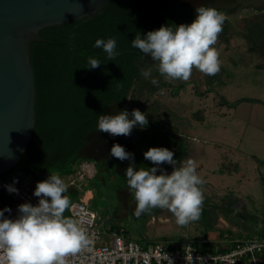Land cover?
Listing matches in <instances>:
<instances>
[{"label": "clouds", "instance_id": "clouds-1", "mask_svg": "<svg viewBox=\"0 0 264 264\" xmlns=\"http://www.w3.org/2000/svg\"><path fill=\"white\" fill-rule=\"evenodd\" d=\"M226 20L224 12L215 7L199 6L190 24L162 25L159 29L143 35L137 34L131 46L150 59L157 73L169 81L190 79L193 69L213 76L220 70L219 51L214 45L223 31ZM94 48L102 49L108 60L119 52L115 37L96 39ZM88 69L100 67L102 61L89 57ZM145 79L155 86L153 68L141 69ZM149 121L139 109L120 110L116 114L99 115L97 130L110 136L128 137L132 130L143 131ZM110 156L119 161H129L124 175L127 186L134 196V215L139 217L152 209H168L179 226L199 219L203 193L202 179L197 173L196 161L174 159V152L164 147L149 148L143 153L153 167H137L131 163L134 155L119 144H113ZM161 165L172 166L171 173ZM14 180L4 185L9 194H19ZM68 185L60 174H49L36 183L32 195L38 198L33 205L26 202L17 206L14 218L12 209H0V264H67L66 257L84 248L88 239L80 223L65 216L70 207L66 194ZM9 214L6 216L5 214ZM167 264H172L167 257Z\"/></svg>", "mask_w": 264, "mask_h": 264}, {"label": "trees", "instance_id": "trees-1", "mask_svg": "<svg viewBox=\"0 0 264 264\" xmlns=\"http://www.w3.org/2000/svg\"><path fill=\"white\" fill-rule=\"evenodd\" d=\"M164 16L157 0H107L90 18L40 31L42 41L30 47L34 131L24 154L7 174L30 175L39 182L46 179L40 177L46 172L65 179L75 173L86 159L80 153L89 138L99 133L98 116L107 115L112 106L126 107L128 99L134 98L144 54L131 41L138 33L172 25ZM109 37L117 40L119 55L113 60L93 47L96 39ZM89 57L100 59V67L88 69ZM5 198L0 188V199ZM119 229L108 225V232Z\"/></svg>", "mask_w": 264, "mask_h": 264}, {"label": "crops", "instance_id": "crops-1", "mask_svg": "<svg viewBox=\"0 0 264 264\" xmlns=\"http://www.w3.org/2000/svg\"><path fill=\"white\" fill-rule=\"evenodd\" d=\"M238 61L243 68L232 70V77L192 72L188 86L196 83L202 89L198 97L207 101L201 109L165 104L156 91L151 102L144 93L145 99L128 111L145 113L147 127L164 136H148L145 131L134 138L133 129L122 140L135 141L137 147L141 143L168 147L174 159L196 161L203 181L202 209L214 219L212 237L218 252L237 240L259 237L264 225V57ZM238 61H233L237 67ZM161 167L172 171V166Z\"/></svg>", "mask_w": 264, "mask_h": 264}, {"label": "rangeland", "instance_id": "rangeland-1", "mask_svg": "<svg viewBox=\"0 0 264 264\" xmlns=\"http://www.w3.org/2000/svg\"><path fill=\"white\" fill-rule=\"evenodd\" d=\"M224 13L226 20L223 25V31L219 34L217 43L214 45L220 53L219 59L221 62L220 70L217 74L219 76L232 77V70L243 68L242 66L241 68L239 67V58L264 57V11H255L248 7L236 9L231 13ZM233 61H238V67ZM223 62L226 63V66L222 64ZM146 67L153 68V78L158 80V85L154 86L150 79H145L142 76L141 69ZM197 71L199 72V70L193 69V72ZM188 85V81H169L161 77L150 59L147 57L143 59L142 57L139 63V78L133 92V100L128 99L126 107H110L108 114L114 115L120 110H129V107L137 108L140 101L145 99L144 93L146 94V99L152 102L155 91L163 96L165 104L186 107L188 110L201 109L207 103V101L200 99L197 95L202 92L201 87L196 85V83H192L190 87ZM144 90H147V93ZM179 93L181 95L176 96ZM154 130L152 127H146L143 131L135 128L133 137L144 135L145 131L148 136L153 134L164 136V134H159L158 130H155L156 132ZM107 135L109 134L103 132L93 134L89 138L85 150L80 153L81 157L86 158L84 159L85 161L93 164L96 174L93 178L86 179L81 184L77 181L74 186H68L66 194L69 196L70 204L78 201L86 203L96 214L97 223L104 232H108V225L118 226L125 230L126 239L138 244L145 245L150 243L167 245L171 248H183L186 243L201 244L206 240L208 243L206 242L205 246L208 247L210 252L214 253L216 250L212 237L215 231L214 219L204 209L201 210L199 219L193 221L198 223L199 227L192 222L184 226L177 225L173 213L168 209L156 208L139 217L134 215L136 203L127 186L123 171L126 170L127 165H130V162L127 160L122 162L116 158L115 162L114 157L108 160L110 157L109 153L113 144H119L126 148L127 152L134 155L131 163H134L137 167L149 168L154 165L144 159L143 153L147 151L150 145L141 143L137 147L135 141L124 144L122 142L123 138L128 139L131 134L128 137ZM166 135L172 134L168 132ZM108 143L110 144L109 146ZM153 147L154 145H152ZM78 170L79 166L76 167L74 174ZM49 174H54V172H46L40 177L47 178ZM65 180L68 183L67 179ZM37 182L36 179L32 181V193ZM78 185L84 192L83 190H78ZM86 191L91 193L89 200L83 199ZM67 215L68 209L65 211V216L67 217ZM164 218H167L169 222H163Z\"/></svg>", "mask_w": 264, "mask_h": 264}, {"label": "water", "instance_id": "water-1", "mask_svg": "<svg viewBox=\"0 0 264 264\" xmlns=\"http://www.w3.org/2000/svg\"><path fill=\"white\" fill-rule=\"evenodd\" d=\"M107 0H0V176L24 154L35 126L30 47L40 31L90 18Z\"/></svg>", "mask_w": 264, "mask_h": 264}, {"label": "built area", "instance_id": "built-area-1", "mask_svg": "<svg viewBox=\"0 0 264 264\" xmlns=\"http://www.w3.org/2000/svg\"><path fill=\"white\" fill-rule=\"evenodd\" d=\"M93 164L83 161L79 164L76 174L67 177V185L74 186L77 181L81 184L86 179L95 176ZM18 180L15 187L19 194H9L4 185ZM34 178L23 174H5L0 176V188L5 194L0 199V209L5 206L12 209L11 216L16 215L17 206L26 202L37 203L32 195ZM78 190L82 191L79 188ZM8 216L9 214H5ZM67 217L80 223L88 239L87 245L80 251L66 257L67 264H167V257L172 264H264V225L259 237L235 241L224 251L214 253L203 250L206 243H186L183 248H171L167 245L138 244L126 239L125 230L104 232L97 223L96 214L82 202H73L68 209Z\"/></svg>", "mask_w": 264, "mask_h": 264}, {"label": "flooded vegetation", "instance_id": "flooded-vegetation-1", "mask_svg": "<svg viewBox=\"0 0 264 264\" xmlns=\"http://www.w3.org/2000/svg\"><path fill=\"white\" fill-rule=\"evenodd\" d=\"M157 1L158 3H160V5H162V9L166 14V16H164L162 19H171L172 25H177V26L180 24H190L195 18V11L192 12L186 11L185 9L186 3L202 1V3L199 6L208 5L210 7L217 8L216 6L219 2H223V1L231 2V3L237 2V0H157ZM217 9L223 12H228L219 8ZM142 57L145 58L146 56L144 55Z\"/></svg>", "mask_w": 264, "mask_h": 264}, {"label": "bare ground", "instance_id": "bare-ground-1", "mask_svg": "<svg viewBox=\"0 0 264 264\" xmlns=\"http://www.w3.org/2000/svg\"><path fill=\"white\" fill-rule=\"evenodd\" d=\"M202 3V1H196L191 3L185 4V9L188 12L195 11V9ZM219 9H222L224 11L232 12L235 9H245L250 7L251 9L255 11H264V0H237L235 3L223 1L219 2L216 6ZM91 198L90 191H86L84 193L83 199L89 200Z\"/></svg>", "mask_w": 264, "mask_h": 264}]
</instances>
